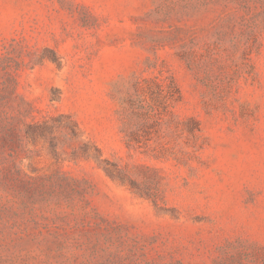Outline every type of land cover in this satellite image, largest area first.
Listing matches in <instances>:
<instances>
[{"label": "rangeland", "instance_id": "1", "mask_svg": "<svg viewBox=\"0 0 264 264\" xmlns=\"http://www.w3.org/2000/svg\"><path fill=\"white\" fill-rule=\"evenodd\" d=\"M0 264H264V0H0Z\"/></svg>", "mask_w": 264, "mask_h": 264}, {"label": "trees", "instance_id": "2", "mask_svg": "<svg viewBox=\"0 0 264 264\" xmlns=\"http://www.w3.org/2000/svg\"><path fill=\"white\" fill-rule=\"evenodd\" d=\"M180 99L181 91L173 76H170L168 81L137 78L132 84V91L125 100V111H130V118L146 119L151 112H157L161 106L173 108ZM74 126L73 132L75 133L78 126L77 124ZM132 127L133 122L127 119L124 131L129 145L140 141L138 133ZM194 128H198L197 121L195 126L188 129L193 132Z\"/></svg>", "mask_w": 264, "mask_h": 264}]
</instances>
